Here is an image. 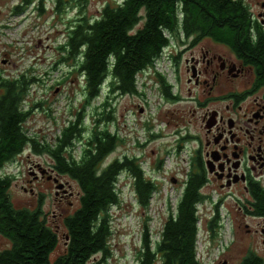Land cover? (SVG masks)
Wrapping results in <instances>:
<instances>
[{"label": "trees", "instance_id": "1", "mask_svg": "<svg viewBox=\"0 0 264 264\" xmlns=\"http://www.w3.org/2000/svg\"><path fill=\"white\" fill-rule=\"evenodd\" d=\"M70 1L83 6L85 0ZM61 2L57 0V5ZM245 12L241 4L230 0H117L114 7L104 6L97 19L77 18L69 28L65 48L68 56L79 59L78 72L87 93L85 103L98 96L107 78H110L109 96L104 108L112 98L138 94L135 75L152 67L162 49L179 32L209 36L239 54L247 21ZM162 90L165 99L172 102L168 88ZM27 92L23 76L14 81L0 77V169L27 145L34 153H48L53 158L54 172L78 185L79 205L64 220L63 250L52 258L59 241L42 218L41 201L34 210L15 208L7 192L10 182L0 177V235L10 241V247L0 253V264H93L95 255L108 253L106 212L120 204L114 189L117 175L126 172L134 180L133 193L144 208L156 187L143 177L136 159H115L102 168L105 159L122 143L107 128H100L101 123L113 119V111L97 112L101 119L89 133L83 127L84 115L78 113L76 120L62 129L55 145L38 144L27 137L23 125L28 112L21 108ZM84 130L87 139L77 162L67 154V148ZM194 162L191 161L192 169L176 205L175 217L169 215L165 221L161 240L154 250L147 227L144 228L137 264H200L196 259L195 212L196 205L204 199L200 189L206 181L201 172L193 170ZM255 214L264 216V195L256 199ZM217 220L216 214L206 222V232L216 233ZM239 264L264 262L249 253Z\"/></svg>", "mask_w": 264, "mask_h": 264}, {"label": "rangeland", "instance_id": "2", "mask_svg": "<svg viewBox=\"0 0 264 264\" xmlns=\"http://www.w3.org/2000/svg\"><path fill=\"white\" fill-rule=\"evenodd\" d=\"M71 2L70 0H62L57 5V0H0V77L14 81L23 76L27 82L28 92L21 106L24 112H28L23 125L26 136L34 139L38 144L55 145L56 139L61 137L62 129L67 127L70 122H74L78 113L84 115L83 127L85 129L87 127L88 132L101 119L97 112H101L103 109L106 112L113 111V121L100 124V128H108L110 133L113 131L112 123L115 125L118 122V128L123 129V133L128 134L130 127L126 123H130L133 120L135 121L133 123L134 127L139 129V134L142 133L146 136V145L134 150L131 138L123 140L118 137L123 142L105 159L102 168L112 160H121L124 157L130 158L134 153L135 157H139L138 163L142 164L143 168L152 167L159 172L161 165L157 167L155 163L158 159H161L163 161L162 165L166 167V170L156 180L158 181L156 188L159 189V192L155 195L156 201H158L157 208H165V196L169 200L172 199L171 203L174 205L181 187L173 178L176 177L174 155L168 153L169 150L177 146L172 143L175 136V129L173 128L175 125L165 126L159 135L152 134L157 137H152L149 142L145 128L148 123L145 117L147 106L145 107L142 97L138 95L118 96L109 100V105L104 108L110 78H107L102 83L98 96L86 104L85 82L80 72H78L79 59L77 57L72 58L66 54L67 48L65 47L69 28L74 24L75 20L81 16L88 20L97 19L100 17L104 6L114 7L117 0H85L83 6L76 2ZM167 65L169 66V64ZM166 70L171 75L170 67ZM140 80L138 79V83ZM146 81L149 83L152 80L146 79ZM137 92L142 93V90L140 92L137 90ZM146 93L147 101H151L154 107L153 91L147 89ZM182 106H174L172 102L165 101L155 105L157 115L155 121L153 120L152 122L153 126H155L152 127L155 129L158 122H162L165 125V120L163 117L161 119L160 115L162 113L166 114L167 111L169 112L174 107ZM123 119L124 122L122 123ZM190 130H192V127H190ZM135 136L138 135L134 134L133 137ZM86 139V130H84L80 138L76 139L74 144H72L76 155H79L80 151H82ZM183 149L188 152L191 149L190 144H183ZM18 158L22 160L21 167L25 177L32 179L28 175V171L35 162L39 161L42 166L49 168L52 174L57 175L60 180L59 183L62 185L60 190L53 184L43 182L41 188V192H44L45 197L44 213L46 214L43 217L47 226L56 233L59 241L52 255V258H55L61 254L64 246V220L78 208L79 187L69 177L58 175L53 171V168H51L53 158L48 153H34L31 150V146L27 145L21 154L18 155ZM16 160L17 158L6 165L8 167L6 171H9V175L14 174V171L16 174L21 171L17 172L16 168H12V165L16 167ZM24 176L23 174H18L13 182V188L9 192L10 200L14 207H19L20 205L28 207L31 205L30 203H23L32 199L31 196L23 193L20 188L26 179ZM133 182L134 180L126 172L119 174L117 183L121 188L119 194L121 203L111 206L106 212L108 224L106 245L108 253L106 255H95L91 263L137 264L140 250L142 249L144 228L148 227L149 219L146 208L137 203L132 189ZM67 183L72 187L71 192L73 195L71 197L67 195ZM24 186L29 188L28 183H24ZM204 191L207 192V189H204ZM56 192L58 193L57 196H55ZM218 193H213V197H220ZM55 206L60 208L57 209ZM226 210L224 205L221 219H218L221 223L218 232L212 234L206 232L205 222H202L201 227H197L196 253L199 254L201 263L222 264L221 260L226 259L228 262L231 261V264H236L246 255L247 243H251L246 230L253 227V224L248 220H244L243 224L237 229V244L231 249L229 254H223L226 242L229 245L232 238L231 222ZM50 211L54 213H50ZM152 216L153 218L156 216L164 217L163 210L152 211ZM245 224L248 225V228L244 226ZM219 240L223 243L219 242ZM260 242L261 237L258 234V240H254L253 244L264 262V244ZM220 243L223 246L219 249L220 252L217 253L216 249ZM221 255L224 257L222 258ZM114 257L118 259L116 260ZM218 257H221L219 262H217Z\"/></svg>", "mask_w": 264, "mask_h": 264}, {"label": "flooded vegetation", "instance_id": "3", "mask_svg": "<svg viewBox=\"0 0 264 264\" xmlns=\"http://www.w3.org/2000/svg\"><path fill=\"white\" fill-rule=\"evenodd\" d=\"M230 1L241 4L246 10L248 23H245L241 52L236 54L226 43L216 42L206 35L179 32L174 42H170L167 61L171 85L164 79L160 81L162 88H168L172 104L183 106L160 116L166 127L175 125L173 144H190L192 163L195 160L193 170L202 173L205 192H219L220 204L223 208L226 206L232 238L223 254H229L237 244V229L248 220L253 227L246 230L252 243H247L246 255L253 253L260 257L253 241L258 240L259 234L260 243L264 244V216L255 214L256 199L264 195V0ZM148 137L150 142L152 137ZM18 155L10 162L17 158V165L12 168L17 172L21 170L19 173L14 171L9 175L8 167L0 169V177L10 182L8 193L18 174L24 176ZM50 171L39 161L30 167L28 175L32 179L24 176L26 179L20 188L32 197L31 201L23 203L31 205L15 208L34 210L41 201L44 218L42 183L56 187L60 184L57 175ZM24 183H28L29 188ZM71 188L67 186L70 197ZM9 247L10 241L0 235V253ZM220 260L221 257L217 262ZM221 261L231 264L226 259Z\"/></svg>", "mask_w": 264, "mask_h": 264}, {"label": "built area", "instance_id": "4", "mask_svg": "<svg viewBox=\"0 0 264 264\" xmlns=\"http://www.w3.org/2000/svg\"><path fill=\"white\" fill-rule=\"evenodd\" d=\"M155 76V79H152V81H149V83H147V81H145L141 76H139L138 74L135 75L134 77V84L136 87V90H139V92L142 90V93H138V95L140 97H142L144 99V103H145V117L147 119V124H146V132L147 135H152V134H159L160 131H162L165 127V125H163L162 122H158V124H156V128L154 129L153 127V120L155 121V117H156V111H155V105H159L160 103H163L165 101V96H164V92L161 88L160 82H158L157 77L161 76L165 79L166 82L171 83V76L169 75L168 70L165 69V66L163 63L160 62H156L153 65V72H152ZM138 79H141L138 83ZM139 85V88H138ZM147 89H151L153 91V96H154V107L152 106V102L151 101H147L146 97H147V93L146 90ZM150 105V108H149ZM153 108V109H152ZM129 118V117H127ZM124 122V119L122 120V123ZM145 123V121H143ZM135 121L131 120V122H127L126 124H128V126L130 127V132L128 134L123 133V129H119L118 126V122L117 124H113V131H112V135H115L117 138L120 137L121 139H132V146L133 149H138V147L142 148L146 145V140H145V135L140 133L139 134V129H136L134 126ZM153 127H150V126ZM136 134L138 136L133 137V135ZM120 140V139H119ZM122 141V140H121ZM123 142V141H122ZM168 153L174 155V161H175V170H176V177H173L178 183L180 187V191L178 193V196L175 200V204L172 205L171 200L172 199H167L168 197L165 196V200H164V205L165 208H161L158 207V201H156L155 195L156 193L159 192V189H155V191L153 192V194L150 196L149 200H148V205L146 207V211L148 214V227H147V231H148V239L150 242V247L151 250H154L155 245L157 243L160 242L161 240V234L163 231V227H164V223L165 221L168 219L169 215H171L173 218L175 217V213H176V205L179 202L182 193L184 191V188L186 186V182H187V177L190 173L191 170V153L190 151H186L185 149H183V146L181 147H175L174 149H171L168 151ZM72 156L78 160L79 159V155L75 154V150L72 151ZM136 155L133 153V155L130 157H135ZM163 164V163H162ZM159 167V166H158ZM163 170V171H162ZM166 170V167L164 165H161V167L159 168V172L156 171L155 168L152 167H148V168H143L142 166V171H143V177L148 180L150 183H152L155 187H157L158 185V180L159 176H161V174H163ZM117 178H119L117 176ZM114 189L115 192L120 194L121 188L119 187V184L116 182L114 184ZM170 205H169V204ZM216 203V197H213L212 195V202H208V201H203L200 202L196 205V212L195 215L197 217V227H201L202 222L204 223L205 220H209L214 216V211H213V204ZM160 210H163V216L164 217H158L156 216L155 218H153L152 216V211L157 212ZM170 209V210H169ZM155 237V238H152ZM155 242V244H154ZM222 244H219V246L217 247L216 251L217 253L220 252V248H222ZM196 259L199 260V254L196 253ZM204 264V263H203Z\"/></svg>", "mask_w": 264, "mask_h": 264}, {"label": "water", "instance_id": "5", "mask_svg": "<svg viewBox=\"0 0 264 264\" xmlns=\"http://www.w3.org/2000/svg\"><path fill=\"white\" fill-rule=\"evenodd\" d=\"M140 112H141V111H140ZM50 179H51V177H48V180H50ZM54 181H55V182H57V180H56V179H55ZM61 186H62V185H60V184H59V185H58L56 188H57V189H60V188H61Z\"/></svg>", "mask_w": 264, "mask_h": 264}]
</instances>
